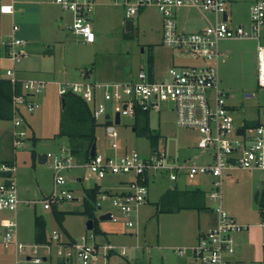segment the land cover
Instances as JSON below:
<instances>
[{
    "label": "built area",
    "instance_id": "built-area-1",
    "mask_svg": "<svg viewBox=\"0 0 264 264\" xmlns=\"http://www.w3.org/2000/svg\"><path fill=\"white\" fill-rule=\"evenodd\" d=\"M64 12L72 14L68 30L78 36L83 43L93 44L97 35L92 23V14L96 0H54ZM126 18L132 19L144 8L155 6L163 16V44L179 57L201 60L203 63L193 66H172L167 71L165 80L152 79L148 71L140 70L132 82L89 83L46 81L17 78L15 66L21 63L23 54L19 47L25 42L14 37L7 43V58L13 67L0 70V80H8L14 88L13 126L14 146L19 147L28 137L23 124L25 113H33L39 107L31 98L43 93L50 84L57 86L58 94L63 97L74 94L81 97L90 107L92 116L98 122L105 116L107 135L113 141L110 149L114 154L104 155L95 152L89 161H79L70 149L63 150L61 156L48 154L54 170V185L50 196L42 203L46 210L59 208L67 201L74 200L67 188L63 172L77 166L88 168L98 180L116 178L113 184L103 188L96 201V208L103 211L109 203L113 210L110 213L112 223H122L125 228H135L137 214L150 196V185L159 176L176 184L182 176L189 180L211 176L217 178L213 183L215 190L206 193L207 198L220 200L214 209L217 224L205 233L191 247L177 248L179 256L190 255L196 264H232L231 257L236 253V235L248 231L250 226L243 225L222 207V184L225 171L243 169L264 172V127H246L235 125L226 95L220 88V41L225 39H254L258 41V82L264 87V2L257 1L250 10V26H231L225 18L227 15L226 0H125ZM192 7L205 17L208 13L213 19H207V25L200 31L182 32L178 28L176 11ZM0 12H14L12 3L0 4ZM18 30V26H14ZM185 52L187 54H181ZM18 85L21 93L16 92ZM164 103H170L176 112V123L180 128L189 129L199 134L197 147L202 151H211L205 162H179L169 160L164 149L153 151L149 158H143L137 151H125L115 154L119 149V134L116 131V115L136 117L137 112H159ZM112 104L115 117L109 113ZM106 116H109L107 119ZM111 121V124L107 122ZM242 129L243 133L238 131ZM17 166L14 162H0V211H9L14 218L0 227V246L7 249L16 246L20 254L30 252V260L36 264L43 262L39 257V248L44 244L25 245L17 240V210L22 203L17 185ZM36 203L28 201V204ZM264 227V219L263 224ZM93 231H87L74 242L63 243L61 234L54 231L52 242L62 244L65 252H59L64 260H76L81 264H98L100 257L109 258L119 249L120 256H127L125 247L113 244H100ZM52 242H49L50 244ZM47 244V248H50ZM264 247V242L262 243Z\"/></svg>",
    "mask_w": 264,
    "mask_h": 264
},
{
    "label": "rangeland",
    "instance_id": "rangeland-1",
    "mask_svg": "<svg viewBox=\"0 0 264 264\" xmlns=\"http://www.w3.org/2000/svg\"><path fill=\"white\" fill-rule=\"evenodd\" d=\"M110 4L111 14L113 15L112 27L115 28L107 34V42L103 47V56L98 58L108 62H115L120 75L117 78L110 79L111 83H127V77L138 75L140 70L148 71L150 59L153 60L154 71L159 65L160 70L168 69L177 56L163 44V16L157 7H146L147 9L138 15L133 16L134 30L132 33L125 31L126 7L125 0H107ZM117 5V6H115ZM207 15H211L208 13ZM123 18V24L118 26V21ZM70 32L66 42L56 48V64L54 71H57L54 78L42 73H33L29 79L46 81H66L96 83L91 77H85L83 71L86 67H94L96 54L83 46L78 36ZM242 40L231 41L229 49L240 51L244 57H234L233 54L228 57L224 54L220 58V88L224 91L231 114L234 117L235 125L241 126L243 122L250 120H260L264 125V87L259 86L258 82V41L254 39H225ZM224 40L220 41V46ZM264 44V41L262 40ZM156 49H159L158 55ZM233 53V52H232ZM181 54H187L180 52ZM55 55V54H53ZM117 55V57H111ZM96 57V58H95ZM22 58L21 62L23 61ZM181 60V59H180ZM201 61V60H199ZM202 62V61H201ZM177 63V61H176ZM203 63V62H202ZM197 60H181L182 67L200 65ZM178 65V66H179ZM55 73V72H54ZM128 78V79H129ZM69 80V81H70ZM165 80V79H164ZM36 101L38 108L33 113H25V122L23 127L28 131V137L19 147L14 146L13 122L0 121V161H12L17 166V185L19 198L21 202L34 201L36 203H21L17 210L18 234L20 243L25 245H35V218L42 216L46 220V243L39 248V257L44 258V254L52 255L56 261L63 257L59 252H65L62 244L52 242L51 238L54 231L61 234L63 242L65 232L64 228H71L74 232L83 228L82 217L78 213H67L61 227L56 218L53 209L46 210L43 201L47 199L53 190L54 170L51 162L40 163V155H58L70 151V142L66 137H60L58 133L61 130L62 107L61 97L58 94L57 86L50 84L47 89L31 98ZM109 113L112 118L115 112L112 104H109ZM96 129V151L104 155L114 154L110 149L112 140L107 135L105 116L102 117ZM134 117H123L122 123L116 126L119 134V149L115 154L121 155L125 151H137L143 158L152 156L154 149L150 140L137 134L134 129H140L144 122H138ZM149 126L157 134L161 135L158 149H164L167 158L178 160L179 162H205L209 159L211 151H202L197 147L199 134L195 131L180 128L176 123V112L170 103H164L159 112H153L149 117ZM36 137V142L33 141ZM35 154V157H33ZM76 162L81 164L82 162ZM67 181V188L71 191L74 200L62 204L59 211H82L84 204V190L93 188L96 184L103 188L113 182V177L106 181H100L86 167L79 166L70 171L63 172ZM82 178L79 181L78 178ZM217 178L211 176L198 177L195 180H189L182 176L177 184L181 191L199 189L206 193L215 190L213 183ZM175 184L167 180L166 177L159 176L153 180L150 186V202L139 210L141 216L138 225V234L135 228H126L125 233L109 235V241H104V235L96 237L97 242H105L118 247L127 249V256H120L119 249L109 258L100 257L98 264H120L126 262L128 258L136 259L137 264H181L188 258L190 262L196 264L194 258L190 255L179 256L172 249L159 248L157 238L160 232L159 221L155 216L156 209L158 214L161 212L162 204L160 197L168 191L176 189ZM264 188V172L258 170L247 171L243 169H233L225 171L222 184V207L237 220L243 222V225L250 226L248 231L236 235V253L231 257L234 260L232 264H264V227L263 219L260 215L259 206L255 200V194ZM197 203H203L207 206L201 211L213 213L214 209L220 205V200H213L207 196L201 200L196 195ZM176 205L177 202L173 198ZM167 204V203H166ZM173 203H168L167 207H172ZM113 210L109 203L105 204L103 211ZM96 208L94 218L100 226V214L103 212ZM13 213L9 211H0V224L5 219H13ZM104 224L106 222H103ZM2 225V224H1ZM119 225V224H118ZM1 227V226H0ZM85 227V225H84ZM85 231V230H84ZM49 242H52L51 244ZM50 244V248H47ZM159 248V249H158ZM12 248L5 249L0 246V264L14 263ZM25 255H20L17 260L19 264H34L27 261L30 256L29 250ZM75 260L74 263L75 264ZM46 264V263H43Z\"/></svg>",
    "mask_w": 264,
    "mask_h": 264
},
{
    "label": "crops",
    "instance_id": "crops-1",
    "mask_svg": "<svg viewBox=\"0 0 264 264\" xmlns=\"http://www.w3.org/2000/svg\"><path fill=\"white\" fill-rule=\"evenodd\" d=\"M257 1L264 2V0H226L227 2L226 17L230 25L231 26L243 25L245 27H249L250 10L252 5H254ZM8 3H12L14 5V12L11 14H5L0 12V70L13 67L11 60L7 58L6 46L9 41H11L14 37H16L25 42L24 45L18 48L19 51L23 54L24 59L21 63L15 66L17 78L21 81H24L29 79L33 73H42L46 76H50V78H54L55 76H57L56 75L57 71H54L57 53H56V48L53 49V46H59L63 44L64 42H66L67 38L69 37L70 32L67 26L72 21V14L62 11L60 7L54 2V0H0V4H8ZM110 7L111 4L107 0H96V7L92 14V23L97 35L96 42L93 44H86L83 43L81 39H78V42H80L83 46L88 47L90 51L96 54L95 56L97 57V59H95L94 62V67H86L83 71V75L85 77H91L93 78L94 81L99 83H110V79L117 78L120 75V71L117 70V65L115 62L111 63L106 60L100 61V59L99 62L97 61L98 58H100V56L106 57L103 56L102 50L105 43L107 42V34L115 29L111 26L112 25L111 19L113 18V15L111 14ZM146 9L147 8H144L142 11L144 12ZM206 18L213 19V16L207 15L205 17L201 12H199L198 10L192 7H184L176 11V20H177L178 28L182 32H196L202 30L207 25ZM122 24H123V18H121L118 21V26H121ZM14 26H18V30L15 31ZM262 40L264 41V34ZM231 41H242V40H224V42L220 46V58L223 57L224 54H227L228 57L233 54L234 57L243 58L244 55L240 51H232L233 53L230 52L231 50L229 49V45L231 43L229 42ZM158 51L159 49H156L157 55H158ZM176 56L178 59L173 60L174 64H172L171 62L170 67L178 66L179 64H181V60L188 59L185 57L183 58L179 57L178 55ZM111 57H117V55H111ZM197 62L198 64L199 63L202 64V62L199 60H197ZM219 63H220V59H219ZM219 63H218V68L220 65ZM170 67H168V69ZM168 69L160 70L159 65L157 64V68L155 69V71L153 70L152 75L150 77L155 80H164L167 78ZM219 73H220V69H219ZM128 78L129 77H127V79L125 80L132 82L136 79V76L130 77L129 79ZM69 80L66 81L75 82ZM252 121L254 122L258 121L260 126L264 127V125L260 120H250L248 122H252ZM246 123L247 122H243V124ZM3 161L1 160L0 162ZM78 180L82 181V178L79 177ZM114 181L115 179L113 180V182ZM113 182H110V184H113ZM178 183H176L174 187L177 188ZM84 195H85V190H84ZM162 197L163 195L160 197V200ZM149 202H150V196L148 202L145 205H147ZM22 203L28 204V201ZM145 205L142 207H145ZM142 207L140 209H142ZM80 216L83 219L82 220L83 228H79L78 230H76V232H74L71 228L67 229L64 228L65 226L64 227L62 226L65 232L63 243L69 242L70 239H77L82 234L87 232L86 221L88 220V218L81 214ZM155 216H157L158 218L159 229H160L157 238L158 247L160 249L167 248V249H172L174 251H177L176 250L177 248L191 247L195 245L205 233H207L217 224V216L214 212L209 213L206 211H201L196 209H182L178 212H164V213L161 212L160 214H158V210L156 209ZM140 218L141 216L138 212L136 218L137 225L135 228L137 234H138V225ZM8 220L10 219H5V221H3L1 224L4 225ZM44 221L46 223L45 219ZM237 221L243 223L239 220ZM1 224L0 226H2ZM100 226L103 231L106 230L105 231L106 234L104 235L103 238L104 241L106 240L109 241L108 238L109 235H117L122 233L124 234L126 231L125 226L123 227L124 231L122 232L121 225H118L116 223L112 224L110 221H108L106 225L102 224L101 222ZM16 235L18 240L19 239L18 231ZM35 242H36V226H35ZM98 243L103 244L105 242H98ZM10 248H12V252H13L12 255L14 256L15 260L14 263L12 261H9V264H19V260H17L18 257L20 255H25V254H20L16 246H11ZM49 257H52V255H49L48 253L44 254L43 262L40 264L43 263L73 264L74 263V260L67 261L64 260V258H62L56 261L54 258H49ZM29 258L30 256L28 255L26 258L27 261H31ZM234 260L237 261L239 259L234 257ZM234 260L232 259V261ZM136 261L137 260L134 258H128L127 264H137ZM75 262H76L75 264H81L76 260ZM120 264H126V262H121ZM181 264H193V262L191 263L190 260L186 258V260H183Z\"/></svg>",
    "mask_w": 264,
    "mask_h": 264
},
{
    "label": "trees",
    "instance_id": "trees-1",
    "mask_svg": "<svg viewBox=\"0 0 264 264\" xmlns=\"http://www.w3.org/2000/svg\"><path fill=\"white\" fill-rule=\"evenodd\" d=\"M153 60L150 59L148 66V73L151 76L153 72ZM21 93V86L18 85L17 91ZM15 91L13 85L8 80H0V121H12L13 120V95ZM62 99H64V106L62 104ZM61 107H62V120H61V130L58 133L60 137H66L70 142V149L74 155H76L80 161L90 160V151L92 146L96 145L95 131L100 125L95 118L92 116V112L88 104L79 96L74 94H67L61 97ZM149 113L137 112L135 120L136 124L143 121L144 126L137 134L147 137L152 145L154 151L158 148L161 135L155 133L149 126ZM260 126L258 121L247 122L246 127H258ZM36 142V137L32 138ZM35 157V154H33ZM100 186L96 185L91 189L85 190L84 204L82 211H59L57 207L53 208L55 213V218L58 224L62 227L65 215L67 213H78L86 216L88 219H93L95 222V228L93 233L96 236L105 235L106 233L98 227V223L94 218L96 210V201L100 194ZM198 195L201 200L206 197V192L199 189L196 190H186L181 191L178 188L173 191H168L161 198L162 208L160 212H178L182 209H196L202 210L207 207L204 202L197 203L196 197ZM173 198L177 202L175 205ZM255 200L260 209V215L264 219V188L261 191L256 192ZM173 203L172 207H167L168 203ZM167 203V204H166ZM159 213V212H158ZM36 226V243L45 244L46 243V224L42 217L36 216L35 218ZM75 239H70L74 242ZM111 256V255H110Z\"/></svg>",
    "mask_w": 264,
    "mask_h": 264
},
{
    "label": "water",
    "instance_id": "water-1",
    "mask_svg": "<svg viewBox=\"0 0 264 264\" xmlns=\"http://www.w3.org/2000/svg\"><path fill=\"white\" fill-rule=\"evenodd\" d=\"M225 18H226V15H225ZM133 30H134V22H133V20H131V19L126 20V22H125V31H126L127 33H132ZM62 104H63V106H64V99H62ZM106 118L108 119L109 116H106ZM120 122H121L120 114H117V115H116V123H117V124H120ZM107 123H108V124H111L112 122L109 121V122H107ZM134 131H135V129H134ZM238 132H239L240 134H242V133H243V130L240 129ZM95 152H96V145L94 144V145L92 146V148H91L90 156H94ZM39 161H40V163H45V162H47V155H40V156H39ZM99 219H100V221L102 222V224H104L103 222H106V223H105V225H106L107 222L110 221V219H111V215H110V213L102 214V215L100 216ZM111 223H112V222H111ZM112 224H114V223H112ZM119 225H121V227H122V230H121V231L123 232V231H124V229H123L124 225H123V224H119ZM86 228H87V231H93V230H94V228H95V222H94L93 219H88V220L86 221ZM105 231H106V230H105ZM105 231H104V232H105Z\"/></svg>",
    "mask_w": 264,
    "mask_h": 264
}]
</instances>
